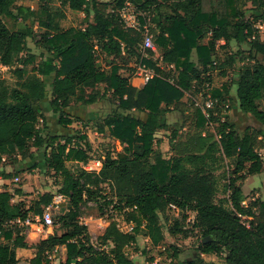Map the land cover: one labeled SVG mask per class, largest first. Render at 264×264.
Masks as SVG:
<instances>
[{"label": "trees", "instance_id": "obj_1", "mask_svg": "<svg viewBox=\"0 0 264 264\" xmlns=\"http://www.w3.org/2000/svg\"><path fill=\"white\" fill-rule=\"evenodd\" d=\"M16 1L0 0V64L16 80L9 87L0 79V164L7 159L13 164L34 159L30 148L47 149L44 163L60 176L57 193L70 203V209L57 221L62 232L36 243L28 264H133L126 248L137 244L141 232L153 246L160 245L164 233L159 215L169 207L192 212V228L202 238L186 264H204L203 254H223L225 264H264V201L242 205L245 197L238 184L264 169V159L256 151L264 150V110L259 108L264 99V39H260L255 26L264 20V0H58L60 6L83 12L86 19L84 28L66 30L55 20L59 10L44 3L49 0H41L40 15L33 18L30 9L14 7ZM126 1L150 18L156 55L163 66L173 67V80L156 66L152 52H147L149 59L143 62L155 75L139 89L119 75L120 66L110 63L106 72L97 65L96 51L110 60L125 55L136 62L140 58L141 38L133 37L129 33L133 30L125 29L119 17ZM247 3L252 12L248 18ZM7 17L20 19L24 25L10 30L4 22ZM35 23L44 29L37 41L43 50L38 60L26 46L27 39L34 36ZM218 41L223 46L233 42L236 47L246 42L249 56L257 61L245 64L241 52L235 51L219 63ZM234 63L241 64L231 83L238 110L260 124L261 138L254 133L239 135L232 123L216 117L218 138L214 140L206 135L207 121L194 107L193 132L187 134L185 143H174V128L168 141L172 156L162 158L156 134L168 130L166 115L173 110L182 114L177 105L184 95L195 94L194 88L209 83L215 70L225 76L222 70ZM49 76V104L58 115L59 126L66 130L58 136H47L45 126L42 130L37 127L39 120L45 124L41 103L47 89L44 78ZM99 85H104L103 91ZM222 88L212 91L216 106L226 99L222 91L228 88ZM108 92L117 100V109L104 118L96 132H107L122 146V153L116 158L107 154L100 170L89 172L84 169L90 160L87 137L72 134L68 128L73 119L65 110L72 104L94 105ZM210 121H215L212 114ZM83 140L81 146L79 141ZM68 161L77 165L70 169ZM224 162L231 168L224 171L228 177L222 190L227 197L216 201L218 180L214 171ZM0 176L4 180L11 177L3 173ZM106 183H110L116 198L114 207L124 212L126 222L133 227L123 232L114 221L109 222L98 237L99 245L104 247L99 249L90 242L87 227L79 223L78 210L82 204L101 197L99 186ZM17 195H23L22 191H0V264H18L16 250L28 246L23 227L10 223L27 219L30 213L41 216L52 199L44 194L25 208L21 202L12 203ZM112 203L110 198L106 205ZM168 233L172 237L187 236L178 221ZM60 248L65 258L55 263L51 255ZM171 249L173 253L168 257L178 259L179 250L173 246Z\"/></svg>", "mask_w": 264, "mask_h": 264}, {"label": "rangeland", "instance_id": "obj_2", "mask_svg": "<svg viewBox=\"0 0 264 264\" xmlns=\"http://www.w3.org/2000/svg\"><path fill=\"white\" fill-rule=\"evenodd\" d=\"M44 3H48V7L52 10H59V15L57 18H55V20L58 22L61 29L66 30L69 28L85 27L86 19L83 12L71 10L66 6H60L58 0H49ZM42 4L43 1L41 0H17L14 7L21 6L23 9H30L31 18H33L40 15L39 13ZM133 6L136 7L134 4ZM249 7L250 4L247 3L245 6L246 18L249 17L247 16L250 9ZM12 13L14 15L16 14L15 9L12 10ZM4 22L10 30H16L24 25V21L10 17L5 18ZM255 25H257V23ZM260 26H257L258 35L260 38H264V29H262L264 28V24ZM33 29L34 36L27 39L26 46L29 53L35 55L36 59L38 60L40 59L39 57L41 53H43V50L39 48L37 41H39L40 34L43 33L44 29L37 26L36 23L33 25ZM129 33L133 37L140 38V34L138 32L129 31ZM208 37L209 35L204 37L205 39L203 40V43L207 41ZM216 45V58L218 59L219 63H223V61L227 60L230 53H234L235 51L241 52V57H243V62L245 64L257 61L256 57L249 56L247 50L248 45L246 42L241 43L238 47H236L233 42L223 46V42L218 41ZM25 55L26 52L22 54V57ZM95 55L97 65H99L104 71H109L110 63L116 64L120 66V70L118 72L119 75L123 78H126L130 86L136 89H139L143 86L141 79L135 75V66L137 62L134 58L127 57L125 55L120 58H116L115 60H110L109 58H106L100 54L98 51H96ZM192 59L194 62H196L195 53L192 54ZM239 66H241L240 63H234L232 66L227 68L225 67L222 70L225 76L220 75L221 70H215L212 72L211 81L209 82L212 89L210 92H212L214 89H223L222 86H227L228 88L227 92L224 90L222 91L224 97H226L225 101H223L218 106H216V104L213 105L210 112L215 118V121H211V125L208 126L205 132L206 135H210L214 138V140L217 139L215 136L217 129L216 117L221 121L227 120L228 122L232 123L237 129L239 135H242L243 133H254L258 136V139L261 138L260 124H258L250 116L243 115L239 110L235 109V103L232 98L234 93L231 83L232 80L235 79V73ZM161 69L164 73L168 74L170 80L175 78L176 72L170 66L162 65ZM0 79L4 80L6 85L9 87H13L16 81L10 70L1 64ZM103 87L104 85H99L98 89L103 91ZM191 95H193L192 97H196L195 94ZM192 97L187 94L184 95L180 104L177 105V107L181 108L182 110V117L176 110L171 111L175 117H178V122L169 123L168 130H163L156 134V139L159 141L157 148L164 159H168L173 153V151L170 149L168 141L172 131L175 130L174 128H177V138L175 139L174 143H177V141L182 144L185 143V140L188 138L186 137L187 134L191 135L193 132L195 119ZM199 102L202 104V99H199ZM82 106L85 105L72 104L68 108L74 107L76 109ZM88 107L90 108V114L84 115L83 118L74 117L68 113V115L73 119V123L68 129L73 132L72 134L79 133L80 135L83 134L87 137V141L90 145V160L86 165H88L87 167L89 172L97 173L100 170L101 163L107 154H109V156L112 158H116L122 153V146L118 141L110 138L107 132L105 134L96 132L98 125L103 123L104 118L109 114H112V112L117 109V100L112 96L111 92H108L102 99H100L98 103L89 105ZM259 108L264 110V99L259 102ZM65 112H67V110H65ZM44 118H47V122L45 120L44 124L42 120H39L37 127L42 130L44 126H46L45 130L49 129V132L56 134L58 131L54 129L59 126L57 121L58 115L51 112H45ZM169 120H171V118H169ZM67 132L69 133L70 131L67 130ZM74 141H76V139H74L73 142ZM60 142L62 143V141ZM79 142L81 146H83L85 143L84 140ZM261 145L262 143L260 142L258 147ZM29 151L34 153V159H22L17 164H13L7 159L3 160L2 164H0V175L2 173L11 175L9 179H0V190H8L10 192L18 189L21 190L23 195L14 196L12 203L17 204L21 202L25 208L31 207L32 204L40 199V197L44 194L51 195V204L58 203L59 194L57 191L61 178L58 174L49 170L44 163L43 157L45 156L47 149L42 148L41 150H35V148H30ZM256 151L264 159V150L257 148ZM18 159H20V157ZM75 165H77L75 162H66V166L70 169H73ZM223 165L220 169L214 171V175L218 180L216 201L219 199H226L227 197V195L224 194L222 190L223 185L227 182L228 177L227 175L224 176V171H230L231 168L225 164V162ZM16 178H18V181L14 182V179ZM238 184L240 185L242 193L245 197L242 205L250 206L254 201H264V169H262L261 173L259 174L250 175L245 177V179L238 181ZM99 187L100 193L102 194L101 197L97 198L95 202H87L81 205L78 210V221L81 225H85L87 227V231L90 235V242L95 247L102 249L104 247L99 245L100 243L98 241V237L103 233L109 222L114 221L117 224V227L123 232H130L133 224L127 223L124 212L118 211L117 208L114 207L116 198H113L112 196V187L110 183L101 184ZM103 197H106V199ZM110 198L113 199V203L106 205V202ZM60 203L63 204H59L57 207L55 205L51 206V216L53 223L52 229L40 227L39 224L36 225L38 227L32 226L33 228H31L29 226H25L22 228V234L24 235L28 246L24 249H18V264H28V259L34 256V245L40 240L45 239L47 236L52 235L53 233L60 234L62 232L61 229L58 228L57 221L61 215L70 209V203L68 199L61 200ZM36 217H39L40 219V216H35L30 213V220H35ZM159 218L164 233L163 242H161L158 246H153L150 240L143 234V232H141L136 237L137 244L135 246L126 248L128 256L134 264H186V261L189 259V257L195 254V251H197V247L202 240L199 233L192 228L194 214L189 211H180L174 207H169L165 211L164 215H159ZM176 221L180 223L182 229L187 231V236L185 238H182L181 235L172 237L168 233V229L172 227ZM171 246L179 250L178 259H170L168 257L173 253ZM64 253V249L60 248L57 252L53 253L51 257L54 259V262L57 263L58 261L64 260ZM201 257L204 260V264H225L223 254H203Z\"/></svg>", "mask_w": 264, "mask_h": 264}, {"label": "built area", "instance_id": "obj_3", "mask_svg": "<svg viewBox=\"0 0 264 264\" xmlns=\"http://www.w3.org/2000/svg\"><path fill=\"white\" fill-rule=\"evenodd\" d=\"M119 17L127 30H133L135 32H138L140 34V44H139V53L140 58L135 66V75L141 79L143 85L146 84L149 80H151L155 73L154 70L150 67H148L144 62L143 59H149V56L147 55V52H152L154 54V57L151 58L153 61H155L156 66L162 68L161 58L157 57V50L156 46L153 42V34L151 32V21L148 16L144 12H142L140 9H137L133 6L131 1H126L124 3V6L119 10ZM215 64V63H214ZM173 68L172 66H170ZM210 83H204L199 89H195V95L196 97H192L193 95L187 94L192 97V104L193 106L198 109L203 117L207 121V126L211 125L210 121V115L213 105L216 104L217 99L213 98L212 92H210L211 89ZM204 87V88H202ZM203 91V92H202ZM199 99H202V104L199 102ZM204 135V133L202 134ZM216 136V135H215ZM216 138H218L216 136ZM88 165L84 167V169L88 170ZM89 171V170H88ZM18 178L14 179V182H17ZM61 200H65L61 195H59V201L58 203L50 204L49 206L45 207L42 211V215L39 217H36L35 220L30 218H27L25 220H15L11 222V225L19 226V227H38L36 226L39 224L40 227H47L49 229L53 228L52 223V216H51V206H58ZM36 216V215H35Z\"/></svg>", "mask_w": 264, "mask_h": 264}, {"label": "crops", "instance_id": "obj_4", "mask_svg": "<svg viewBox=\"0 0 264 264\" xmlns=\"http://www.w3.org/2000/svg\"><path fill=\"white\" fill-rule=\"evenodd\" d=\"M252 12L251 11H249L248 12V15L247 16H249L250 14H251ZM264 24V20H259V21H257V25H255L256 26V28H257V26L259 27L260 25H263ZM260 28H261V26H260ZM262 29H264V28H262ZM261 40H263L264 38H260ZM248 45V44H247ZM44 81H45V83L47 84V89H46V97H45V99L42 101V103H41V108H42V112H43V114H45V112L46 113H49V112H51V113H53L52 112V109H51V107H50V104H49V102H50V96H51V91H50V88H49V84L52 82V76H49V77H45L44 78ZM233 96H232V98H233V101H234V103H235V109H237L238 110V107H237V102H236V99H235V86H233ZM93 107V106H92ZM91 107V108H92ZM89 107L88 106H82V107H78V108H74V107H70V108H67L66 110H67V113H69L70 115H72V116H74V117H79V118H83L84 117V115H88V114H90L89 113ZM71 110H74V111H71ZM180 116L182 115L181 113L179 114ZM179 116V117H180ZM182 117V116H181ZM169 118H171V120H169ZM166 123L169 125V123H177L178 122V117H175V115L173 114V112H170V114H167L166 115ZM45 120H46V122H47V118H45ZM170 121V122H169ZM46 127V126H45ZM50 129H51V127H50ZM54 130H57L58 132L55 134V133H52V132H49V129L47 130H45L44 129V134L45 135H47V136H58L59 134L60 135H62V134H65V132H66V130H64V129H62V128H60L59 126H57V128H55ZM51 131H52V129H51ZM163 131V130H162ZM49 132V133H48ZM0 179H2L1 178V176H0ZM1 181V180H0ZM1 191V190H0ZM31 228H33V227H31ZM136 241H137V239H136ZM26 242V241H25ZM20 249V248H19ZM18 249L16 250V257H17V259H18V261H19V257H18ZM65 254V253H64ZM31 259V258H30ZM30 259H28V261L30 260ZM134 264V263H133Z\"/></svg>", "mask_w": 264, "mask_h": 264}]
</instances>
